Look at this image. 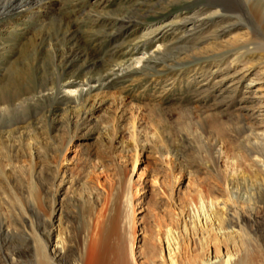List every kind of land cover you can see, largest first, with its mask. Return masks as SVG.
<instances>
[{
  "label": "rangeland",
  "instance_id": "1",
  "mask_svg": "<svg viewBox=\"0 0 264 264\" xmlns=\"http://www.w3.org/2000/svg\"><path fill=\"white\" fill-rule=\"evenodd\" d=\"M260 1L53 0L0 20V264H50L57 233L53 264H168L170 229L178 264H264V159L244 143L264 137ZM201 193L217 231L184 230L210 223Z\"/></svg>",
  "mask_w": 264,
  "mask_h": 264
},
{
  "label": "bare ground",
  "instance_id": "2",
  "mask_svg": "<svg viewBox=\"0 0 264 264\" xmlns=\"http://www.w3.org/2000/svg\"><path fill=\"white\" fill-rule=\"evenodd\" d=\"M53 0H7L5 2H0V20H3V18L6 16V14L16 11V12H33L35 9L41 8L44 3L46 4H52ZM4 4V5H3ZM55 4V3H54ZM256 5L259 7H253L252 8V14H250L249 19L251 21L256 22L259 25H262L264 23V1L255 2ZM218 6H225L226 4L220 3L217 4ZM50 8V6H49ZM224 14H230L234 15L235 11L234 8H227L225 6V9H223ZM3 29V28H2ZM1 29V30H2ZM5 30V28L3 29ZM1 32V31H0ZM92 80V79H91ZM97 84V83H96ZM90 86V85H89ZM244 143L250 145V148H247L249 151V154H254L257 156H260L264 159V137L262 135H259L257 133H254L253 130H250V133L246 135L244 139ZM137 152V151H136ZM138 154H136V162L138 160ZM226 189L228 190L231 199H234V194L236 193V189H238L237 182L234 179H228L225 181ZM206 196L201 193L200 195V201H201V207L202 211L204 212V215L208 217L209 222L206 220L205 222L196 221L195 219H192L190 222H187L185 219L182 221L184 223V230H189V225L193 228V230L198 231L200 229L201 232L205 231H217L218 225H221L220 221L223 219V211L221 209H218L217 207L220 205V202L218 199H214L213 197L210 198V200H206ZM209 199V198H207ZM263 201V199L260 200V198H249V203L251 202H258ZM234 202V201H233ZM209 208L210 211H205L204 208ZM224 205H226L224 203ZM230 209V207L227 206L226 209ZM208 210V209H206ZM230 212V210H229ZM183 214V212H182ZM234 214H238L237 212H234ZM190 216V214H189ZM196 215L194 209H193V216ZM234 216V215H233ZM184 217V216H183ZM181 219V216L179 217ZM198 220V218H197ZM106 222V219L104 218V214L100 213L96 222L95 226V232L92 236V244L94 246L97 245L102 229L104 227V224ZM0 232L9 234L10 228L8 226H5L4 224L0 225ZM12 233V232H11ZM46 242V241H45ZM166 250H165V258L168 261V264H178L177 261V251L180 248L179 246V240L174 236V233L171 231V229L168 231V235L166 238ZM47 246V244H46ZM44 247V246H43ZM68 242L66 237L61 235V233L56 234V239L53 244V248L51 251V260L52 262L50 264H53V261L62 258V251L66 252L68 250ZM63 259V258H62ZM222 259V263L224 264H248V261L246 258H238L236 259L232 254H226L224 258L216 256L215 258L208 257L206 260H203V264H217ZM50 262V261H49ZM55 264V262H54Z\"/></svg>",
  "mask_w": 264,
  "mask_h": 264
}]
</instances>
